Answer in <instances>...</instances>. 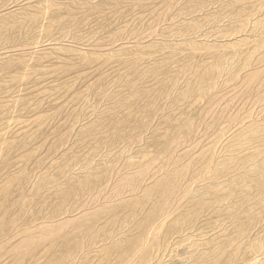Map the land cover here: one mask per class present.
Segmentation results:
<instances>
[{"label": "rangeland", "instance_id": "374dc122", "mask_svg": "<svg viewBox=\"0 0 264 264\" xmlns=\"http://www.w3.org/2000/svg\"><path fill=\"white\" fill-rule=\"evenodd\" d=\"M0 264H264V0H0Z\"/></svg>", "mask_w": 264, "mask_h": 264}]
</instances>
